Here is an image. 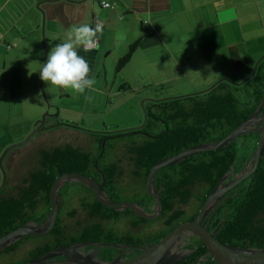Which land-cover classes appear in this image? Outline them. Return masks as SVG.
I'll use <instances>...</instances> for the list:
<instances>
[{
	"label": "crops",
	"instance_id": "0c3cea01",
	"mask_svg": "<svg viewBox=\"0 0 264 264\" xmlns=\"http://www.w3.org/2000/svg\"><path fill=\"white\" fill-rule=\"evenodd\" d=\"M100 1L103 0H0V155L35 127L36 123L33 126L28 122L31 118L40 119L46 110L37 79L42 63L44 72L49 69L48 86L52 87L48 110L51 116L42 126H64L68 121L59 120L60 111L84 110L87 105L93 111L100 105L106 110L117 109L124 102L132 105L140 99L144 109L153 101L176 98L148 99L147 91L138 96L137 89L127 82L113 92L114 83H108L107 69L113 70L115 80L116 74L130 67L135 56L141 64L146 61L145 66L152 62L143 50V58H138L142 44L150 45L163 72L187 78L193 87L196 78L207 79L197 84L202 91L216 79L229 82L228 74L244 56L243 47L251 49L244 51L240 68L250 71L253 56H257L252 54V48L260 47L258 38L264 35V0H105L112 8L100 7ZM95 18L103 26L97 35L93 33ZM93 36L98 37L94 48H84L94 42ZM139 37L142 40L129 62L115 72L117 59ZM166 48L171 50L168 63L174 64L170 69H166L163 58ZM230 48L235 49L230 53ZM208 57L216 70L209 65ZM262 61L264 57L258 63ZM90 71L93 75H88ZM87 78L102 84H92ZM54 88L58 92H53ZM122 94L130 98L113 99ZM140 120L141 113L137 112L130 118L136 126ZM16 148L9 149L2 160L5 173L10 174L14 163L25 158L29 147Z\"/></svg>",
	"mask_w": 264,
	"mask_h": 264
},
{
	"label": "trees",
	"instance_id": "16d2710c",
	"mask_svg": "<svg viewBox=\"0 0 264 264\" xmlns=\"http://www.w3.org/2000/svg\"><path fill=\"white\" fill-rule=\"evenodd\" d=\"M103 2L106 1H100L99 4L100 7L105 8L101 4ZM100 32L93 33L97 35ZM141 40L142 37L136 39L117 59L115 72H119L129 62ZM218 80H214L199 93L149 103L144 108L147 118L143 128L137 132H125L141 136L135 142L128 143L129 146L125 151L128 159L131 160V165L141 170L143 178L156 161L198 144L218 141L244 122L263 96L260 82L264 81V61L257 66L254 75L244 80L241 85ZM140 131L152 136L141 135ZM125 133L118 134L126 136ZM245 142L242 139L232 140L223 148L190 156L162 170L166 207L169 208L170 204L174 203L172 216L183 221L190 220L197 214L217 181L229 173L231 167L235 172L241 168V165L237 164L239 154L246 152L245 156L241 155V159L245 160L254 150L255 142L249 148L244 146ZM67 147L53 149L39 147L36 157L29 156L30 160L24 168L26 172L19 180L20 184L14 176L12 179H6L5 186L12 182L16 192L11 196L0 195L2 201L0 217H6L4 224L11 225L13 223L11 220L15 216L21 218L35 216L46 205L48 206L49 188L61 174L86 170L94 165L95 157L88 152L76 158L73 151H70L75 149L78 152L80 149ZM118 166L119 164L112 165V167ZM243 187L241 191L235 192L236 189L230 191L229 197L223 204L217 206L220 216H216V223H222L216 240L228 246L263 248L264 152L255 172ZM239 192H242L240 198L237 197ZM190 205L191 208H195L190 209L189 214L186 215ZM215 208L211 213H216ZM60 227L61 224L58 223L51 231L55 238L62 234ZM191 262V258H184L174 264Z\"/></svg>",
	"mask_w": 264,
	"mask_h": 264
},
{
	"label": "flooded vegetation",
	"instance_id": "af4514ba",
	"mask_svg": "<svg viewBox=\"0 0 264 264\" xmlns=\"http://www.w3.org/2000/svg\"><path fill=\"white\" fill-rule=\"evenodd\" d=\"M260 87L263 88V96L246 119L255 113L256 117L264 113V81L262 80L260 82ZM53 125L57 126V124ZM140 133L141 135L145 134V136H152L142 131H140ZM89 134L92 135L93 140L86 145L85 150H89V155L95 157L94 165L88 167L86 170L74 172L89 177L97 184H102L101 188L103 194L110 201L131 203L137 206L141 211L152 214L154 208L157 207L156 200L152 195L147 194L145 189L146 178L151 167L143 178L140 173L141 170H137L136 167L131 165L132 163L131 160L128 159L127 152L122 150L124 146L127 148L131 142L129 144H123L122 141L113 143L114 139L121 138L118 133L102 131L99 133L89 132ZM257 138L258 134L252 132L236 137L234 140L242 139L246 141V145L244 146L249 148L253 142L256 144ZM78 146L79 145H76L75 147L77 148ZM91 150H95V152H91ZM122 152H124V154H122ZM242 156L245 155L243 154ZM248 159L249 156L245 160L241 159L239 163L241 168L237 169L236 172L233 170L234 173L240 172ZM29 160V155H27L24 159L16 161L11 169L10 175L6 171V179H12V176L16 179L18 174L23 176L24 172H26L24 168ZM118 164V167H112V165ZM172 165L160 168L153 176L152 189L154 194H158L161 208L158 216L151 220L136 216L133 211L128 208L114 210L100 205L96 201L93 191L82 183H64L58 192V213L53 228L42 236H24L3 249L0 252V264L20 263L34 257L45 255L58 247L75 246H77L75 252L83 255L90 254L94 256L97 261L110 262L117 258L126 261L134 257L140 252L141 248L156 242L160 237L168 233L182 221L172 216L174 209L172 207L174 203L170 204L169 208H172V210H169V208L166 207V201H164L165 189L162 183L161 173L163 169ZM231 177L232 175H230L228 179ZM250 177L251 175L242 182V184L247 182ZM227 180H225V182ZM6 182L7 181H5L4 187L0 190V195L3 197H5L4 195L11 196L16 192V188H14L15 185L12 183L8 185L9 183H7V186H5ZM17 183L20 184L21 181H17ZM218 183L219 180L217 181V184ZM65 186L66 189L61 193V189ZM229 192L226 193L216 205V213L210 212L204 220V225H208L209 231L216 229V235L222 223H216V216H220L217 206L223 204L224 200L229 197ZM76 197H78V199H76ZM73 198L77 201L69 205V199ZM1 202L2 201H0V203ZM49 209L50 204L48 199V206L46 205L45 208L35 216L24 218L15 216L11 220V222H13L11 225L4 224L6 222V217H0V236L25 223H35L37 225L43 223L47 219ZM188 214L189 212L187 211L186 215ZM58 223L61 224L60 228L62 229V234L60 237L55 238L53 236L54 233L51 231ZM184 247L193 250L191 254L185 257L192 259L190 264L206 252L202 242L194 237L190 238ZM55 259H64V257H57ZM199 264H214V261L204 256Z\"/></svg>",
	"mask_w": 264,
	"mask_h": 264
},
{
	"label": "water",
	"instance_id": "95a60500",
	"mask_svg": "<svg viewBox=\"0 0 264 264\" xmlns=\"http://www.w3.org/2000/svg\"><path fill=\"white\" fill-rule=\"evenodd\" d=\"M50 116L51 114L47 109L41 116L40 120L36 122L35 129L23 142L10 146L1 153L0 170L2 179L0 183V190L4 187L6 181V173L2 167V160L7 151L12 147H20L24 145L32 135L43 129L42 125L45 123L46 118ZM146 118L147 117L144 112V119L141 125L131 128L130 130L112 131L108 133L117 134L138 131L145 125ZM54 126L56 125L48 126L47 128ZM252 132L258 134L256 145L254 150L249 155L247 163L240 170V172L234 173L233 167H231L230 172L222 176L219 183L209 192L197 214L192 219L179 223L168 233L160 237L156 242L141 248L140 252L134 257L126 261H123L121 258H117L114 261L103 262L97 261L95 257L90 254L83 255L75 252L77 246L58 247L45 255L15 264H174L193 252L192 249L184 247L186 242H188L192 237L201 241L206 250V252L203 253L201 257L197 258L192 264H199V262L203 260L204 256L212 259L214 264H264V247L243 248L222 244L215 239L216 229L209 231L208 225H204V220L209 213L214 210L215 206L224 197V195L235 189L255 172L264 152V113L257 117L256 113L253 114L218 141L213 143L198 144L184 149L175 155L156 161L151 166L145 183L146 193L152 195L156 200L157 207L154 208V212L152 214L141 211L137 206H134L131 203H117L110 201L103 194L101 188L102 184H97L89 177L80 173L65 172L61 174L52 182L48 191L50 209L47 219L38 225L35 223H25L0 236V252L24 236H42L53 228L58 213V192L60 187L66 182H79L88 186L93 191L96 201L104 207L114 210L128 208L131 209L136 216L150 220L154 219L158 216L161 208L158 194H154L152 189V179L155 172H157L160 168L179 163L190 156L223 148L236 137ZM230 175H232V177L228 179ZM225 180L227 181L225 182ZM57 257H64V259H55Z\"/></svg>",
	"mask_w": 264,
	"mask_h": 264
},
{
	"label": "rangeland",
	"instance_id": "374dc122",
	"mask_svg": "<svg viewBox=\"0 0 264 264\" xmlns=\"http://www.w3.org/2000/svg\"><path fill=\"white\" fill-rule=\"evenodd\" d=\"M261 32L264 33L262 26H261ZM246 38H247V35H246ZM258 40L260 43V47L254 46L252 48V54L257 53V56L256 55L253 56L254 58H253V63L251 64V70L248 72H246L247 70L243 71V69L240 68V64H243L242 61H244L245 59L244 51H248L247 49H251V48H244V47L242 48L244 56H242V58H238L240 59L241 62H239L237 59L236 61L238 62H236L234 69H232V71L228 74V77H229L228 80L232 84L241 85L242 82H244V80L246 81L247 79H249V77L251 78L254 75V71L256 70L257 66L261 64V62L260 63L258 62L262 57H264L263 56L264 55V35L263 34L260 35ZM149 49L150 51H148ZM195 49L197 50V48ZM199 49H202V48H199ZM233 49L235 48H230L229 50L230 53L232 52ZM142 50L145 51V55L149 59L151 60L153 59L152 62L148 63L146 66H145L146 61L143 62V64H141L139 62V59H136V56H135L133 63L129 65L130 67H128L126 71H122L121 74L120 73L116 74L117 78L115 80L113 79V70L107 69V73H109L108 83H111L112 81L114 83L113 84L114 86H112L113 92H116L120 88V85L122 83L127 82L133 89H137L138 96H142L143 94H145L144 92L147 91L149 93L147 96L149 97L148 99H152L151 98L152 96H157V98H160V99H163V97L165 98L166 97L167 98L181 97L182 95L199 93L201 89H200V86L197 84L202 83L201 81H207V79H202L198 76L199 78H196L197 81H192L193 84L195 83V86L197 85L196 86L197 89H196V87L195 86L193 87L191 83H190L191 85L189 84L190 81H188L187 78H184V77L177 78L176 76L173 75L172 72L171 73L168 71L163 72V68H162L163 65H160L161 63H156L155 60L157 56L155 54H152L151 52L152 49L149 44L141 45V48L138 53V56H139L138 58L140 59L143 58V54H141ZM170 51L168 50V48H166V54L163 56V58H166L165 59V62H166L165 64L167 67L166 69H170L171 67H174L173 63H168V60L171 58ZM209 51L210 49H207L206 53H208ZM90 53L91 52H89V54ZM258 53H260L259 56H258ZM207 59L211 61L209 65L214 70H216L215 64L212 63L211 57H208ZM84 64H87V62ZM43 68H44V63L40 64L38 68V76H37L38 90L45 104L46 110L47 109L49 110L50 101L52 99L49 89L50 88L52 89V87L48 86L49 85V77H48L49 69L47 68L46 71L44 72ZM237 69L239 70L237 71ZM88 75H93V72L92 71L88 72ZM87 80H90L92 84H95V83L102 84V82L100 81H92L91 78H87ZM139 86H146V88L139 89ZM53 87H56V86H53ZM54 89L56 90H53V92H58V88H54ZM71 91H73V89ZM131 95L133 97V94ZM84 96L87 97L86 95ZM89 97L93 98V94H90ZM129 98H130V95H126V94L115 95L113 97L114 100H122V99H129ZM141 100L142 99H140L139 103L137 102V100L135 103L132 102V105H130V102H124L120 108H117V109L111 108L110 110H106L104 105H100L97 107L95 111H93V110H90L89 109L90 106L87 105L84 110L73 109L72 111L70 110L64 111V112L60 111L59 120H63V119L65 121L67 120L68 122H65L66 125L65 126H54V127H49V128H47L48 126H44L43 129L44 128H47V129H44L43 131H39L35 133L25 145H22L23 147L26 145L27 147H29L25 157H27V155L29 154H31L34 157L36 153L38 152L37 150L39 146H42L48 149L49 148L53 149L57 147L65 148L67 146L76 148L75 146L79 145L78 146L79 148L77 147L78 149H80L78 152L75 149L70 151V148H69V151L70 152L73 151V155L76 158L77 157L80 158V155H84L85 152L89 151V150L85 151L86 145H88L90 142H92L91 140H93V137L92 135L89 134V132L99 133L102 131L112 132V131L130 130L131 128L136 127V125H133L132 122L130 121L132 114L135 112L141 113V120H140L141 123L139 124L141 125L144 119L143 106L140 104ZM46 110L43 111L40 115L42 116L46 112ZM38 120H34L33 118H31V120H29L28 122L32 123V125L34 126V124ZM34 129L35 127L30 128L29 132L19 142H16L14 145L23 142ZM128 133H125L127 134L126 136H121V138L114 139L113 143L122 141L123 144H126V143L128 144L130 142H135L138 138H141V136L139 137V135L137 134H128ZM42 136H45V137L39 140ZM32 140H35L34 144L29 146L28 143L31 142ZM122 150L124 151L126 150L125 146L122 148ZM91 152H95V150H91ZM122 154H124V152H122ZM243 154L245 155L246 152H243ZM243 154L241 153L239 154L237 164L240 163L241 161L240 157ZM19 160H22V159H19ZM1 177L2 175H1V170H0V178ZM21 178L22 176L18 174L16 176V181L21 180ZM1 179H0V183H1ZM243 184L241 183L240 185H238L235 188L236 189L235 192L241 191L245 187V185L243 187ZM65 189H66V186L61 189V193L64 192ZM241 194L242 192L237 193V197L240 198ZM76 199H78V197H76ZM76 199L75 198L69 199L70 201L68 204L70 205L72 202L73 203L76 202L77 201ZM193 208L195 207L191 208V205H190L187 211L189 212V210Z\"/></svg>",
	"mask_w": 264,
	"mask_h": 264
},
{
	"label": "built area",
	"instance_id": "2783aa9c",
	"mask_svg": "<svg viewBox=\"0 0 264 264\" xmlns=\"http://www.w3.org/2000/svg\"><path fill=\"white\" fill-rule=\"evenodd\" d=\"M101 4L105 8L107 7L112 8V5L108 2H103ZM101 29H102V24L98 21V19H95V25H94L93 30L96 32H100ZM93 41L94 42H92L91 45H85L84 48H94V45L98 42V38H95Z\"/></svg>",
	"mask_w": 264,
	"mask_h": 264
}]
</instances>
